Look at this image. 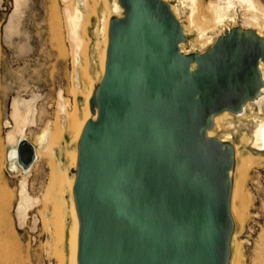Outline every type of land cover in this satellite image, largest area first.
<instances>
[{"label":"water","instance_id":"1","mask_svg":"<svg viewBox=\"0 0 264 264\" xmlns=\"http://www.w3.org/2000/svg\"><path fill=\"white\" fill-rule=\"evenodd\" d=\"M119 2L78 143V264H229L236 150L208 131L256 95L264 39L233 29L184 53L165 0Z\"/></svg>","mask_w":264,"mask_h":264},{"label":"rangeland","instance_id":"2","mask_svg":"<svg viewBox=\"0 0 264 264\" xmlns=\"http://www.w3.org/2000/svg\"><path fill=\"white\" fill-rule=\"evenodd\" d=\"M168 1L180 8L181 19L187 24L191 13L199 18L205 8L210 11L209 5L215 0ZM257 1L264 7V0ZM112 4L113 0H0V197L4 200L0 221V244L4 251L0 264H70L68 226L74 195L67 191L61 207L54 202L60 182L57 167L73 172L69 153L78 149L79 140L71 133L67 116L77 106L83 117L84 92L92 83L96 89L102 80L98 52L103 46L102 18ZM76 5L84 13L79 35L88 43L86 52L84 47L75 46L66 20L67 8ZM237 17L242 24L241 13ZM218 32L209 31V35L215 38ZM186 45L191 49L189 42ZM196 48V52H201L200 45ZM252 105L246 111L245 121L260 117L257 105ZM235 115L223 124H237L241 116ZM57 122L64 129L61 139L53 135ZM251 128L242 127L229 138L239 153L235 158L238 168L235 166L232 171L238 194L232 210L234 229L229 264L237 249L241 252V264H259L264 259V150L241 141L243 131L251 133ZM47 129V140L40 145V135ZM214 130V136L228 137L223 130ZM21 133L31 145L14 141V136L20 138ZM32 144L41 153L26 174L21 163ZM16 146L18 159L14 157ZM21 203L26 207L21 208ZM63 213L66 232L61 242L56 224ZM59 248L63 249V257Z\"/></svg>","mask_w":264,"mask_h":264},{"label":"bare ground","instance_id":"3","mask_svg":"<svg viewBox=\"0 0 264 264\" xmlns=\"http://www.w3.org/2000/svg\"><path fill=\"white\" fill-rule=\"evenodd\" d=\"M165 1L170 5L172 11L174 12L176 17L180 20V22L182 24V28H183L184 33H185V41L183 43H181L180 46H181V49L184 53L196 52L198 50L196 48L197 45H200L202 47L199 50L201 52H203L207 48H209V46L213 45L220 36H222L223 34L229 32L233 29L240 30L246 34L256 33V34L260 35L261 37H263V39H264V7L262 5H260L257 0H215L214 2L210 3V5H209L210 11H207L205 8L204 9L205 11L202 12V14L199 18L195 17L194 13H191L187 17V24L184 23L181 19L180 8L177 5L171 4L170 1H168V0H165ZM84 2H87V0H84ZM199 2H200V0H199ZM93 5H95V4H93ZM106 6L108 7V5H106ZM108 9H109V13L105 12L104 18H102L103 19V26H102L101 34H102V38H103V40H102L103 46L99 47V49H98L99 58L101 61V67H102L103 73L105 72V69H106L107 48H108V43H109L110 20L114 16L122 17L123 13H124V8L120 4L119 0H113L112 7L108 8ZM54 11H55V9H54ZM238 11H240V12H238ZM51 12H53V11H51ZM110 13L112 15L109 16ZM238 13H241V15H242V18H241V20L243 21L242 24L239 23V20L237 17ZM51 15H52V13H51ZM65 16H66V11H65ZM66 20H68V23L70 26V32H71L70 36H72V39L75 43V46L81 47V48L84 47V50L86 52L88 49V43H85L83 41V39L81 38V36L79 35V27L82 24V22L84 21L83 11L77 5L72 7V8H67V19ZM209 31H219V32L217 33L216 37L213 38L212 36L209 35ZM95 32H97V31H95ZM193 33H195V37H191ZM90 40H91V38H90ZM186 42H189L191 44V49L186 48V46H188V45H186ZM198 48H200V47H198ZM194 66H195V64L193 65V67ZM259 73H260V78H261L260 88L258 89L256 95L252 99H249L243 105V108L239 112L235 113L238 117L241 116L240 119L237 118L238 123L235 124L234 122L229 121L228 124H223L224 120H227L228 118H233L234 113L231 112L230 110H225L220 114H215L213 116L214 127L208 131V134L210 136H214L215 131H216L214 129L218 128L219 130H223L225 132V134L228 135V137L220 138V139L223 141H230L229 138H231L233 136V132H237L242 127H244L245 129H249L252 127V123L255 122L254 126L250 129V131H251V133L249 132L250 134L248 133L247 130H245V131H243L242 136L240 135L241 141L244 143L245 142L246 143L251 142L254 147L259 149V151L264 150V62L263 61L260 62ZM94 87H95V85H94ZM94 87H93V83H92V85L89 88H87L86 91L84 92L85 105H84L83 117L82 118L80 117L81 113L79 114L77 106H75L73 112L68 113V116H67L68 127H69L71 133L75 134V138L77 140L80 139L86 122L91 118H93V119L97 118V114H93L91 111V108H90V99H91L92 95L96 92V89H94ZM252 104L257 105L258 113L260 114V117L254 118L253 122L245 121L244 119L248 118V115H246V111L248 108L253 107ZM248 120H250V119H248ZM23 123H24V121H23ZM60 124L62 125V123H59V122L55 123L54 128H53V135L57 139H61L64 136V129ZM49 131L50 130L47 129L40 135V140H39L40 145L44 144L46 142L47 135H48ZM23 140H27V138L24 135L20 136V138H18L17 144ZM242 142H240V143H242ZM32 145H33V148L31 149V151L34 154L32 163L28 164V165L24 164V162L21 163L22 169L27 171L26 174L30 172L31 168L33 167L34 163L36 162L38 156L41 153V149H39L38 147L36 148V146L34 144H32ZM73 149H75V148H73ZM238 154H237V152H235V158H237L236 156ZM14 155H15L14 157L18 159L17 146L14 149ZM69 157L71 160V164L74 168L73 172L70 171V168H63L60 165H59V167H57L58 174L60 175V182L58 185L59 186L58 192H57L56 196L54 197V202H56V204L58 203L57 205H60V207H61V204L63 203V200H64V194L67 191H70L73 195V188H74V183L76 180V168H77V162H78V149L70 152ZM13 160H15V159H13ZM251 161L252 160H249V163H251ZM249 163H247V164H249ZM13 165H14V163H13ZM235 166L238 168V164ZM15 168H17V167H15ZM231 176L233 179V172L231 173ZM237 194H238V185H237V182L234 181L233 191H232V210L233 211H234V200L236 199ZM71 197H73V196H71ZM3 202H4L3 198L0 197V221H1V212H3V209H4ZM23 207H26V205L21 203V208H23ZM60 207H58V208H60ZM57 212H59V211H57ZM70 215H71V220H70L71 225L68 226V233H69L68 234V241H69V248H70L69 259H70V264H78L77 255H78L79 226H80V224H79V218H78L77 209H76V205H75L74 200H72L71 214ZM237 223H239V222H237ZM56 225L58 227L57 232L59 234L60 241L62 242V240H64V238H65V232H66V215H65V213L61 214V217L59 216L58 222ZM58 250H59V254L63 257L64 256L63 249L59 248ZM3 251H4V247L0 244V256H2ZM241 261H242L241 260V252L239 249H237L236 253L233 255V258L231 260V264H241ZM260 263L264 264V259Z\"/></svg>","mask_w":264,"mask_h":264},{"label":"crops","instance_id":"4","mask_svg":"<svg viewBox=\"0 0 264 264\" xmlns=\"http://www.w3.org/2000/svg\"><path fill=\"white\" fill-rule=\"evenodd\" d=\"M24 134L23 133H21V135L20 136H23ZM25 136V135H24ZM15 140H17L18 141V137H16V136H14V141ZM14 141H12V142H14Z\"/></svg>","mask_w":264,"mask_h":264}]
</instances>
